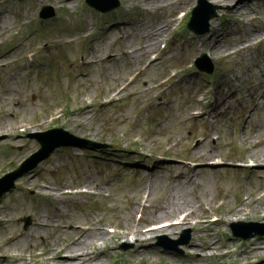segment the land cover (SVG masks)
<instances>
[{"label": "rangeland", "instance_id": "1", "mask_svg": "<svg viewBox=\"0 0 264 264\" xmlns=\"http://www.w3.org/2000/svg\"><path fill=\"white\" fill-rule=\"evenodd\" d=\"M119 1L102 14L85 0H0V136L6 137L0 141V175L39 149L29 133L61 127L112 145L101 152L59 148L0 198V264H47L43 257L30 259L47 247L44 240L81 245L90 253L78 264H264V235L245 240L229 226L264 223V0H250L235 13L231 5L208 0L222 9L200 36L171 29L178 11L189 15L197 0L181 7L165 0L158 6L150 5L154 0ZM47 5L52 16L42 19L38 11ZM164 41L167 50L152 62L150 55ZM29 52H36L32 61ZM204 53L215 67L213 77L191 68ZM172 71L176 77L164 82ZM133 73L137 80L103 106ZM196 137L204 141L192 149ZM216 157L222 166L209 165ZM184 160L197 166L189 168ZM253 160L258 167L237 165ZM85 186L97 193L69 194ZM149 189L143 228L185 212L160 215L165 202L191 201L197 224L168 235L176 240L191 229L183 253L155 246L162 232L149 235L142 251L127 240L133 236H107L97 244L106 225L137 226L135 214ZM213 214L221 221L212 223ZM27 216L31 224L25 229ZM36 218L53 226L36 233ZM76 224L92 225V234ZM257 229L264 227L240 228L245 235ZM19 233L14 243L9 237ZM193 243L199 248L192 250Z\"/></svg>", "mask_w": 264, "mask_h": 264}, {"label": "bare ground", "instance_id": "2", "mask_svg": "<svg viewBox=\"0 0 264 264\" xmlns=\"http://www.w3.org/2000/svg\"><path fill=\"white\" fill-rule=\"evenodd\" d=\"M73 0H64V4H66L67 2H71ZM169 2L170 5H176L178 7L181 6H186V5H190V1H185L182 2L181 0H165V2ZM214 2H217L219 4L222 5H231V12L235 13L237 11H240L244 6H246V2L250 1V0H213ZM164 1L159 0V1H155L154 3H150V5H154V6H158L160 4H165L163 3ZM166 2V3H167ZM162 6V5H161ZM160 6V7H161ZM1 20V19H0ZM2 27H7V21H3L1 23ZM158 33V31H157ZM165 33V32H164ZM154 42V41H153ZM153 43H151L150 45H147V49H150L151 47H153ZM212 50L214 49L213 47L211 48ZM219 53V51H217ZM262 162L260 161V164ZM191 201H189V199H185V198H180V199H173L172 201L169 202H165L163 207L159 209V212L161 213L160 215H165V216H170L172 217L174 215V213L180 209V208H186L189 210V206ZM192 206V205H191ZM185 209V211H186ZM244 210L241 211H235L234 213H232L233 216H236L238 214H243ZM193 212L190 211L187 213V219H185L183 222H181L180 224H177L176 222H173L171 224V226L162 229L161 231L167 234L173 233L176 229H177V225H181V224H185V223H189L190 219L192 217ZM156 214L152 215V218L155 217ZM46 220L44 219V222H42V220L40 218H36L35 223H34V228L36 229V233H38V231H40L42 228L44 227H48L51 228L53 226V223H45ZM164 223V222H163ZM87 231V230H86ZM88 232L91 233V228L88 229ZM154 233V231H152L150 229V231H142L141 229H139L138 227H133L130 226L128 228V233L125 234V237L128 238L129 235H132L133 237L131 239H127L128 241L134 242L138 245L139 251H142L145 246H143V242L147 239V235ZM92 234V233H91ZM23 236L22 233L18 234L17 236L12 238V241L14 243H16L17 240H19L21 237ZM106 234L99 232L97 234V238H96V242L99 243H103L104 239L106 238ZM44 242L47 244L46 250H47V255H46V259L48 260V262L50 263L51 261L54 262V264H78L81 261V258H83L85 255H88V253H84L83 252V248L81 245H78L76 243H72V242H58V243H48L44 240ZM253 246V245H251ZM72 247H74V249L72 250ZM213 246H207L206 248H212ZM199 246L197 244H192V250H196L198 249ZM34 253L31 254L34 257L38 256V253L36 252V250L33 251ZM7 257V255H6ZM93 257L95 258V254H93ZM96 261L98 259H95ZM58 263H55L57 262ZM60 261V262H59Z\"/></svg>", "mask_w": 264, "mask_h": 264}, {"label": "water", "instance_id": "3", "mask_svg": "<svg viewBox=\"0 0 264 264\" xmlns=\"http://www.w3.org/2000/svg\"><path fill=\"white\" fill-rule=\"evenodd\" d=\"M201 4H202V6L201 7H199L197 10H196V12H195V14H194V16H193V20H192V22H191V24H190V27L191 28H193V29H195L197 32H205V31H207L208 30V21L211 19V17H213L214 15H215V12H214V10H215V8H213V10H211V13H209V14H207V15H205L204 16V19H203V27H201L200 29H198L197 28V20H198V18L200 17V14H201V12L204 10V8H205V1L204 0H202L201 1ZM207 7V6H206ZM208 7H211V6H208ZM206 9V8H205ZM212 9V8H211ZM62 133H65L64 131H62V130H55V131H52V132H50V133H48V134H46V135H39L38 137H39V139H40V142L43 144V146H44V148H43V150H42V152L40 153V154H37L36 156H34L32 159H30L29 160V162H27L23 167H22V169L19 171V173L18 172H15V173H13L12 175H14L13 176V178L11 179V181L9 182V185L5 188V189H3L1 192H0V195L4 192V191H6V190H8L10 187H12L13 185H14V181H15V179L17 178V176H19V175H21V174H23L24 172H26V171H28L30 168H32L33 166H35L36 165V162H38V160L40 159V156H43V155H45V154H47V153H49L51 150H53L56 146H58V145H61V144H64V143H72L73 141H76L77 139L76 138H74V137H72L71 135H69L68 133H65L66 135H67V138H69V139H71V140H60V141H58L57 143H55V144H52V142H54V140L52 141L51 140V137H54L55 136V134H62ZM60 138V137H59ZM234 228H235V226H233ZM261 233H264V232H261Z\"/></svg>", "mask_w": 264, "mask_h": 264}]
</instances>
